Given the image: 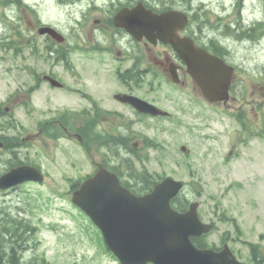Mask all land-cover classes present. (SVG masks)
Wrapping results in <instances>:
<instances>
[{
    "label": "rangeland",
    "instance_id": "obj_1",
    "mask_svg": "<svg viewBox=\"0 0 264 264\" xmlns=\"http://www.w3.org/2000/svg\"><path fill=\"white\" fill-rule=\"evenodd\" d=\"M26 1L33 6L38 18L45 23L56 25L66 34L69 31H73L72 20L82 16V9L85 5L82 3L80 7V4L72 3L69 0ZM98 2L102 3L101 0ZM215 6L216 3L214 2L210 4V7L214 8ZM15 7L7 5L11 18L8 17L4 20V9L0 5V34L7 31L12 32V28L15 25H19L23 30L26 28L25 19L22 17V20H19V14ZM246 10L245 20L249 17ZM120 41L119 38V43ZM121 42L123 43V41ZM240 43H236L234 46L237 62L244 63V67L252 68L257 72L259 65L250 66L248 61H241V59L259 58L264 60V40L260 44L252 42ZM72 58L78 60L76 68H72L70 65L68 69L66 65H60L55 68V72L57 73L58 71L66 85L73 84V78L68 74L82 73L81 75H83L85 73L88 75L90 73L87 61L84 60L83 62L81 60L82 56L77 54V56L74 55ZM95 62H98V60H95ZM259 63L260 67L264 69V63ZM85 65L86 68H84ZM9 66L10 68L7 69ZM26 67L38 73L47 70L41 64L40 58L38 61L31 58L25 61L21 58L14 60L11 57L9 62L0 61V103L8 100L10 96L18 97L15 94L30 85L31 77L28 75L29 71H23V68L26 69ZM106 73L109 72L101 69V74ZM84 79L86 80L85 76ZM92 81L93 85L91 86ZM87 84L93 88V91L104 86V83L96 84L94 79L88 81ZM77 86L81 85H76V88ZM107 87L111 90H104L105 92H113L117 89L116 85H108ZM153 87L155 88L157 85ZM163 93L165 94V88L157 91V96ZM49 94L46 90L34 94L31 99L34 108L32 113H27L25 110L22 111L20 109L15 111L14 117L19 121V127L28 129L24 136L26 133L35 131L38 104L43 97ZM16 99L17 105L26 100L23 96ZM58 101L59 103L63 102L62 96L60 99H54L53 97L55 105H57ZM103 102L104 99L99 100V103ZM161 103L163 106L166 105L164 101ZM119 109L124 108L119 107ZM203 111L205 123L203 126H199L201 129L198 132L196 130L191 132L188 128L183 127L172 130L169 135L168 133L159 132L157 129H149L150 136L157 137L160 140L159 142L165 145L166 150L163 152L151 151L150 162H147L145 166L153 173L156 172L161 175L165 173L167 176L187 183L199 181V178L191 175L187 164H178V161L184 159L178 147L180 144L187 145L193 151L191 153V166L205 173L201 178L205 190L202 197L198 198L201 204L199 209L201 217L205 221L219 218L220 216L215 213V207L217 202H220L221 207L216 210L217 213L220 214V212L225 211L229 216L236 218L239 229L242 232L241 240L235 242L236 227L231 224L218 222V229L215 231V235L208 237V241L218 243L217 237L228 233L234 241L232 244L233 249L240 250L241 254L246 257L248 249L241 241L259 242L264 247V238L261 239V236L264 237V144L252 142L249 147L239 151L240 156L238 158L231 157V161L225 163L223 157L231 145L233 123L222 114L219 115L217 120V116L212 111L206 108H203ZM186 121H189V119ZM163 125L168 127L167 122L163 123ZM20 130L14 129V132L18 133ZM133 130L140 134L144 132L141 125L135 126ZM204 135L207 136L202 139L201 136ZM24 152L27 153V157L30 160L37 162L39 156L37 143H32L29 148L24 149ZM54 154L57 155V159L53 160L55 163L51 168L49 182L47 181V183L42 185L29 184L21 187L16 192L8 193L9 202L5 201L4 197H6V194H0V220L4 216L8 217V212L12 213V211L22 215L23 208H25L28 215L25 213L24 216L26 218L29 216L39 228L37 238L41 245L36 250V253L45 254L51 264H73L75 262L84 264H119L104 251L101 246L104 242L98 230L84 215L78 213L79 211L70 202V195L65 192L67 184L63 175L66 173L60 172L59 168H65L69 163V158L61 156L56 151L51 152L49 155L53 156ZM127 155L123 154L126 159L131 154L127 153ZM1 158H4L3 154H0V166L4 162ZM238 183L242 185V188L236 185ZM51 185L54 186L51 187ZM55 190H58V192ZM14 213L13 215H15ZM30 236L31 234L25 235L26 240L30 242L28 250L24 249L20 254L21 257H25V261L30 260L35 254ZM96 236L99 237L101 244Z\"/></svg>",
    "mask_w": 264,
    "mask_h": 264
},
{
    "label": "flooded vegetation",
    "instance_id": "obj_2",
    "mask_svg": "<svg viewBox=\"0 0 264 264\" xmlns=\"http://www.w3.org/2000/svg\"><path fill=\"white\" fill-rule=\"evenodd\" d=\"M127 1L190 2L192 8H194L193 3H199L197 8L191 11V19L196 16V26L186 30L183 35L191 36L197 46L219 56L227 65L237 71L230 86L231 103L226 106L229 109L232 121L236 124L233 135H250L254 133L264 136V69L261 67L260 73L251 74L247 79L242 78L238 74V71L242 69H239L240 67L235 62L234 57V45L236 43L241 44L240 42L249 43L252 41L261 43L264 40V21L262 22L255 17V19L247 22L243 29L248 31L249 36L239 40L235 35L236 23L232 19L235 8L237 7L240 12L245 4L253 6V14L257 12L255 8L259 7L258 13L264 17V0H115L110 7L116 8L117 11L115 13L111 9L107 11L109 14L111 13L109 17L102 15L101 19L94 20L91 25L90 11L87 12L88 14L85 17L84 25H87L86 27H88L91 36L95 35V43L105 44L102 49L106 57L101 59L98 70L88 76L83 74L86 80L81 74H68L73 78V84L66 85L58 71L55 72V68L61 64L57 58L50 57L57 52L53 50L49 54V58L41 63L44 68H47V71L40 75H34V84L26 91H21L22 96L26 98L23 102L26 108L29 107L30 94L43 90L50 93L42 100L40 99L36 111L35 131L27 133V137L24 139L38 144L41 163H37V165L45 176H51L53 165V160L47 157L48 154L56 151L63 157H69L75 154L76 147L83 152L88 147H92V143L96 141L101 143L104 153L108 154L109 164L107 169L114 172V168L115 173L119 176V158L116 156L115 160L111 157L113 153L119 154V128L128 129L129 127L134 128L141 125L149 130L150 127L147 122L156 119L149 114L139 112L127 103L120 102L115 97L119 92L138 96L158 107L164 101L166 109L170 112V115L166 117L167 122L170 124L167 129H171V125L177 126L182 123L184 112L189 104L197 98L201 99L208 108L214 110H219L220 105H223L220 103L211 105L204 100L198 86L188 73L185 62L172 45L163 43L150 45L146 41L140 44L131 42L129 46L123 47L122 51H119V28L113 29L112 25L115 14L119 11V2ZM213 2H222V10L215 12L211 9L210 4ZM259 26L263 31L256 33ZM107 30H114V32L112 40L105 42L103 38L108 36ZM76 44L74 43L73 46ZM53 46L54 44H48L43 49L49 48L50 50ZM74 53H80V51L73 50L72 55L77 56ZM140 55H142V58H139ZM70 60L73 63L76 61L75 58ZM248 60L252 61L253 59ZM101 69L109 73L101 74ZM149 77L151 79L157 77L160 80L159 86L161 88H163V85L166 87L165 94L157 96V91L144 82ZM47 78L57 79L62 86L59 84L60 87H53ZM101 78H105V81L108 78V81L117 86L111 96H105L102 91H100V96H93V91L87 82L92 79L96 82H102L104 79ZM78 84L81 86L76 88ZM33 86H35V89L32 88ZM81 87L84 90L80 89ZM56 90H58L56 99H60L61 96L63 98V102L59 103L58 101L57 105H55L53 96H51ZM95 91L97 90L95 89ZM60 92L62 93L60 94ZM152 95L154 97L151 98ZM247 97L252 101L247 102ZM100 99H104V102L99 103ZM188 101L189 103L186 104ZM253 103L255 104L253 105ZM119 107L124 109H119ZM241 116L246 119L245 125L239 122ZM195 119L197 118L195 117ZM97 131L105 132V135H101L98 139ZM113 136H116V138ZM135 141H137L135 146L138 148L142 143V139L136 138L132 143ZM12 146L14 145L9 144L8 151ZM123 152L133 153L128 149H124ZM45 159L48 163H45ZM114 162H116L115 166H111V164L114 165ZM59 171L66 172L67 170L59 168Z\"/></svg>",
    "mask_w": 264,
    "mask_h": 264
},
{
    "label": "water",
    "instance_id": "obj_3",
    "mask_svg": "<svg viewBox=\"0 0 264 264\" xmlns=\"http://www.w3.org/2000/svg\"><path fill=\"white\" fill-rule=\"evenodd\" d=\"M178 17L172 12L154 16L139 8L125 25L131 28L145 24L152 32L157 31L161 40L176 44L205 95L211 101L227 99L231 70L226 74L221 62L196 49L190 41H175L172 36L180 26L176 22ZM208 63L210 75L203 77L199 68ZM119 99L139 108L144 105L141 110L158 114L157 109L138 98L119 96ZM25 181L42 182L43 176L35 168L22 166L0 177V188ZM182 187L181 182L167 178L151 194L138 198L121 188L114 175L101 171L73 194L72 201L100 227L109 248L123 264H241L227 246L219 253L195 248L190 237L209 232L211 227L200 222L196 204L184 214L171 208V198Z\"/></svg>",
    "mask_w": 264,
    "mask_h": 264
},
{
    "label": "trees",
    "instance_id": "obj_4",
    "mask_svg": "<svg viewBox=\"0 0 264 264\" xmlns=\"http://www.w3.org/2000/svg\"><path fill=\"white\" fill-rule=\"evenodd\" d=\"M236 36V38H239V40H243L247 35L243 33L239 35L236 34ZM124 149L132 151L127 143L126 138L119 137V153L124 154ZM128 166L129 168H132L131 164H128ZM134 174L135 172L133 171V175ZM132 183H134L133 188L139 193L151 189V187L154 185V181L147 174H135L132 178ZM173 203L176 209L179 211H185L188 208L189 202L186 199V196L183 194L175 199ZM0 221V264H50L44 257L40 262H36V259L27 262L24 260L25 257L20 256V250L25 243V240L22 237L23 232L25 230V233H27L28 229L30 232H32L28 222L22 223L10 216H4ZM5 239H7V241H5ZM249 245L253 258L258 263L264 264V253L261 250V246L251 243Z\"/></svg>",
    "mask_w": 264,
    "mask_h": 264
},
{
    "label": "bare ground",
    "instance_id": "obj_5",
    "mask_svg": "<svg viewBox=\"0 0 264 264\" xmlns=\"http://www.w3.org/2000/svg\"><path fill=\"white\" fill-rule=\"evenodd\" d=\"M25 1L26 0H0V3H5L6 6L7 5L17 6L18 4H24ZM114 1L115 0H113V2ZM174 2L175 1H163L164 4L174 3ZM252 43L256 44L255 41L254 42L252 41ZM257 65H259V70L256 73H260L261 72L260 71V68H261L260 63H257ZM14 146H12V148H10L11 154H13V158L9 162V165L26 162L28 160L27 153H25L24 150L20 149L18 145H14ZM16 149H18V151ZM124 155L128 156L127 154H124ZM116 156L119 158V161H121V162L126 160V158L123 156L122 153H119L118 155L116 153H113V155H111V157L115 158V160H116ZM115 164H116V162H114V165ZM22 223H25V221H22ZM26 234L27 235L31 234L29 229L27 230V233H25V230L23 232L22 237L25 240V243L23 244V247L20 250V254H21V251H23L24 249L28 250V248H29L30 242L26 240V237H25ZM5 241H7V239H5Z\"/></svg>",
    "mask_w": 264,
    "mask_h": 264
}]
</instances>
